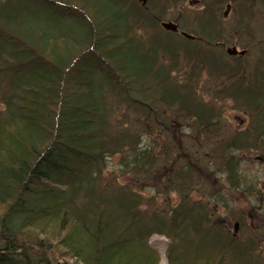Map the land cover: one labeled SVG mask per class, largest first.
<instances>
[{
	"label": "trees",
	"instance_id": "trees-1",
	"mask_svg": "<svg viewBox=\"0 0 264 264\" xmlns=\"http://www.w3.org/2000/svg\"><path fill=\"white\" fill-rule=\"evenodd\" d=\"M27 1L31 7L0 0V264H159L158 251L148 245L153 234L168 240L167 264H260L251 243L210 223L206 204L187 201L195 188L188 154L184 164L159 173L187 191L165 211L144 209L141 194L127 183H102L107 158L136 146L125 125L109 123L100 77L142 122L166 112L154 106L163 103L209 128L213 111L194 99L192 88L182 93L159 57L176 61L182 54L195 61L193 73L208 67L222 74L219 43L152 34L178 47L179 53L165 55L164 42L151 48L149 40L146 47L137 36L155 25L148 4L134 9L123 0ZM240 66L227 70L221 90L252 109L246 115L254 121L251 144L264 154V59L248 73ZM151 73L162 87L153 106L146 85ZM136 85L139 95L132 93ZM167 90L174 101L163 95ZM246 137L237 133L227 148L250 146ZM145 152L132 155V163L148 165L149 173L156 155ZM223 160L221 170L238 190L237 162Z\"/></svg>",
	"mask_w": 264,
	"mask_h": 264
},
{
	"label": "rangeland",
	"instance_id": "rangeland-1",
	"mask_svg": "<svg viewBox=\"0 0 264 264\" xmlns=\"http://www.w3.org/2000/svg\"><path fill=\"white\" fill-rule=\"evenodd\" d=\"M21 1L25 4L23 7H31L27 5L29 3L27 0ZM123 1L131 3L134 9L141 7L137 0ZM191 1L148 0V12L156 18L155 25L142 28L137 36L146 47L149 40L148 47L151 48H156L164 42L162 45L164 52L161 51L165 55L179 53L175 43L167 44L168 42L163 39L151 38L152 34L157 33L164 37L171 35L160 27L161 22H171L177 24L182 32L211 44L219 43V47H216V57L221 58L225 64L222 74L215 73L208 67H203L200 73H193L192 67L195 61L192 57L183 58L180 54L176 61H172L158 54L159 59L161 58L159 62L169 69V77L179 83L176 85L181 87L180 91L183 93V88L190 87V90L192 88L194 99L204 104L208 113L213 111L215 115L212 116L216 117L211 119V126L206 128V123L199 122L193 115L182 116L176 105L169 108L163 103L156 105L155 99L157 100V95H161L162 87L152 80L154 76L151 73L146 82L150 90L148 95L151 94L154 98L150 104L152 106L155 104L154 106L160 111L164 108L166 112H161L156 117L152 114L142 122L140 113L128 109L129 106L125 103L120 104L118 96L110 92L109 85L100 77L109 104L107 105L109 123L125 125L124 132L132 138V141L134 140L133 146H136L134 150L126 149L119 155L107 158L102 183L106 184L113 178L120 184L127 183L134 192L141 194L144 209L149 212L165 211L167 203L178 204L187 191L168 185L164 181L165 176L159 173L164 168L168 169L169 165L171 168L184 164L187 160L185 155L188 154L195 163L189 165L191 173L194 174L191 180L195 188L187 193V201L191 204H206L210 223L224 228L230 234L233 233L234 225L237 223L239 227L236 238L242 243H251L253 257H256L260 264H264V154L261 149L251 144L254 136L252 130L254 121L246 115H249L252 109L235 103L231 96H225L221 90V83L228 77L227 70L231 67L240 64L243 72L248 73L254 63L264 59V6L259 0H231L229 12L224 17L227 11L226 0H222L219 7L205 6L206 3L211 5V1L214 0H203L202 4L205 7H189L188 3ZM130 19L137 22L135 17ZM174 37L176 40L179 39L178 36ZM144 46L142 43L139 45V51L141 49L142 53L145 50ZM232 46L246 50L247 55L240 59L228 57L225 48ZM169 82L171 81L166 83ZM136 89H140V86L136 85L132 93L139 95ZM142 90H147L145 85ZM162 93L167 101H174V93L172 95L169 90ZM1 103L2 92H0V109ZM237 133L246 134V141L250 146H242L241 150L228 149L229 143ZM141 150L156 155L149 173L148 165L136 166L132 163V155ZM226 156L233 157L237 162L238 190L231 188V181L228 180L224 170H221V164ZM122 162L128 164L127 169L121 165ZM139 166L146 168L147 171L144 172ZM148 245L158 251L159 264H167L165 252L168 240L162 235L153 234L148 239Z\"/></svg>",
	"mask_w": 264,
	"mask_h": 264
},
{
	"label": "water",
	"instance_id": "water-1",
	"mask_svg": "<svg viewBox=\"0 0 264 264\" xmlns=\"http://www.w3.org/2000/svg\"><path fill=\"white\" fill-rule=\"evenodd\" d=\"M138 1L141 3L142 6H145V4H146V2H147V0H138ZM161 27H162L165 31H167V32H172V33L177 32V26L174 25L173 23H170V22H168V23H162V24H161ZM183 35H184L186 38H188V39H192L190 36H188V35H186V34H183ZM226 54H227L228 56H237V55H239V56H244L245 52H244V51H240V52H238V51L236 50V48L233 47V48H228V49L226 50ZM237 230H238V225L235 224V226H234V232L236 233Z\"/></svg>",
	"mask_w": 264,
	"mask_h": 264
},
{
	"label": "flooded vegetation",
	"instance_id": "flooded-vegetation-1",
	"mask_svg": "<svg viewBox=\"0 0 264 264\" xmlns=\"http://www.w3.org/2000/svg\"><path fill=\"white\" fill-rule=\"evenodd\" d=\"M222 0H214L212 3H210L211 5H207V3L205 4L206 7H219V3L221 2ZM203 0H192L190 3H188V6L191 7V6H199V7H205L203 6L202 4ZM201 3V4H200ZM259 3L262 4V6H264V0H259ZM226 12L224 13V17L227 16L228 12H229V9H230V5H231V0H226ZM260 10V9H258ZM180 31V30H179ZM181 32H179L180 34Z\"/></svg>",
	"mask_w": 264,
	"mask_h": 264
}]
</instances>
